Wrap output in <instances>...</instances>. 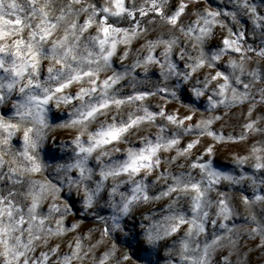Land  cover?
I'll return each mask as SVG.
<instances>
[{
	"label": "clouds",
	"instance_id": "1",
	"mask_svg": "<svg viewBox=\"0 0 264 264\" xmlns=\"http://www.w3.org/2000/svg\"><path fill=\"white\" fill-rule=\"evenodd\" d=\"M0 264H264V0H0Z\"/></svg>",
	"mask_w": 264,
	"mask_h": 264
}]
</instances>
